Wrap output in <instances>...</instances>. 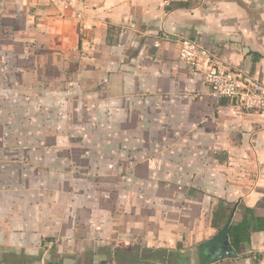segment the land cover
<instances>
[{
    "label": "crops",
    "instance_id": "crops-1",
    "mask_svg": "<svg viewBox=\"0 0 264 264\" xmlns=\"http://www.w3.org/2000/svg\"><path fill=\"white\" fill-rule=\"evenodd\" d=\"M182 38L264 84V0H0V264L264 255V229L211 241L264 218V110Z\"/></svg>",
    "mask_w": 264,
    "mask_h": 264
},
{
    "label": "built area",
    "instance_id": "built-area-1",
    "mask_svg": "<svg viewBox=\"0 0 264 264\" xmlns=\"http://www.w3.org/2000/svg\"><path fill=\"white\" fill-rule=\"evenodd\" d=\"M165 1L172 4L177 0ZM180 54L193 64L199 57L208 62L205 78L215 97L236 99L245 108L264 110V84L250 72L215 59L207 48L188 38L180 39ZM244 264H264V255Z\"/></svg>",
    "mask_w": 264,
    "mask_h": 264
},
{
    "label": "trees",
    "instance_id": "trees-1",
    "mask_svg": "<svg viewBox=\"0 0 264 264\" xmlns=\"http://www.w3.org/2000/svg\"><path fill=\"white\" fill-rule=\"evenodd\" d=\"M224 211L228 213L227 216H224L225 226L218 227V232L211 241L223 244L224 254L221 253V255L224 257H236L241 251V244L249 240L251 231L264 229V218L255 217L257 223L245 220L242 223L234 224L229 220L231 208H225ZM251 213L253 214L252 211Z\"/></svg>",
    "mask_w": 264,
    "mask_h": 264
}]
</instances>
